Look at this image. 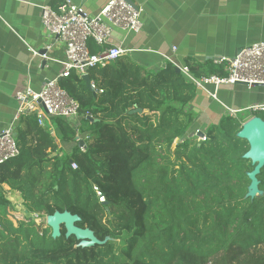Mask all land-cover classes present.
I'll return each mask as SVG.
<instances>
[{
  "label": "trees",
  "instance_id": "obj_1",
  "mask_svg": "<svg viewBox=\"0 0 264 264\" xmlns=\"http://www.w3.org/2000/svg\"><path fill=\"white\" fill-rule=\"evenodd\" d=\"M88 48L100 50L92 39ZM184 65L196 76L226 73L211 60ZM88 75L95 93L74 71L59 79L79 103L77 121L51 116L41 126L34 113L19 120V154L0 163V208L14 207L3 185L26 202L16 225L0 217V264H264V166L262 194L245 197L253 165L236 136L244 118L226 113L197 141L188 137L197 88L173 64L146 73L123 56ZM78 132L87 136L84 150ZM55 210L78 214V226L111 239L76 247L64 227L52 238L26 223Z\"/></svg>",
  "mask_w": 264,
  "mask_h": 264
},
{
  "label": "crops",
  "instance_id": "obj_2",
  "mask_svg": "<svg viewBox=\"0 0 264 264\" xmlns=\"http://www.w3.org/2000/svg\"><path fill=\"white\" fill-rule=\"evenodd\" d=\"M72 1L82 3L84 11L95 16L108 0ZM132 1L143 8L141 30L126 33L114 28L109 44L128 49L125 57L146 73L166 67L168 61L163 55L180 65L186 58L203 63L216 56H234L241 47L264 41V0ZM60 2L0 0V130L15 113L16 92L27 85L38 90L45 80L62 70L64 44L48 34L41 22L40 8L47 4L56 9ZM261 101L264 86L223 85L217 99L197 89L191 102L198 110L194 130L217 123L227 113L226 107L238 109Z\"/></svg>",
  "mask_w": 264,
  "mask_h": 264
},
{
  "label": "built area",
  "instance_id": "obj_3",
  "mask_svg": "<svg viewBox=\"0 0 264 264\" xmlns=\"http://www.w3.org/2000/svg\"><path fill=\"white\" fill-rule=\"evenodd\" d=\"M40 8L41 22L48 34L64 44L65 60L62 62L60 74L45 80L40 89L33 90L27 85L15 93L14 98L17 102L15 113L11 121L0 130V163L19 154L15 131L23 114L34 113L41 126L51 116L78 120L79 103L59 86V79L69 76L72 71L82 76L88 73L89 68L103 67L125 56L129 52L128 49L120 44H109L112 30L117 28L126 33H137L142 28L140 18L142 6L134 7L126 0H108L95 16H89L84 11L82 3H75L72 0H61L56 9L47 4ZM89 39L100 46L99 51L95 53L89 51ZM32 53L37 54L34 50ZM163 57L168 63L178 67L180 73L197 89L203 90L213 99H217L218 89L223 85H234L241 82L250 88L254 84H264V41L245 45L231 57L212 58V64L222 66L226 72L225 75L196 76L188 66L177 64L168 55H163ZM91 83L94 86L92 81ZM226 111L234 117L246 112L241 121L242 124L256 113L264 112V101L251 103L238 109L226 107ZM198 131L196 130L197 133ZM86 138L87 136L82 138L77 133L76 141ZM202 140H205V136ZM81 149L84 150L82 146ZM71 165L73 168L76 167L75 163Z\"/></svg>",
  "mask_w": 264,
  "mask_h": 264
},
{
  "label": "water",
  "instance_id": "obj_4",
  "mask_svg": "<svg viewBox=\"0 0 264 264\" xmlns=\"http://www.w3.org/2000/svg\"><path fill=\"white\" fill-rule=\"evenodd\" d=\"M129 4L136 7V4L132 0H126ZM175 72L180 73L178 67H175ZM82 79L85 81L87 89L95 93L97 89L92 85L91 79L87 74L82 75ZM246 85L245 83H236ZM254 86H264V84H254ZM195 112H198L196 108H193ZM141 108H136L130 112H141ZM193 136V132L188 137ZM198 136L203 137L204 132L198 131ZM236 136L244 139L248 144V149L242 155L243 158L250 160L253 168L246 173L249 184L245 197L254 198L255 196L261 195L262 191L259 189L258 174L261 168L264 166V118L260 115H254L249 119L245 120L240 129L237 131ZM79 146H82L83 140H79ZM107 214L110 211L107 210ZM78 214H73L68 210H55L52 214L46 215V225L50 228L51 237L57 238L61 235L62 227L65 228V237L73 235L76 240V247H91L93 245H102L106 241L110 240L111 237L106 236L103 240H100L94 234V231L89 227H80L76 223L80 221Z\"/></svg>",
  "mask_w": 264,
  "mask_h": 264
},
{
  "label": "rangeland",
  "instance_id": "obj_5",
  "mask_svg": "<svg viewBox=\"0 0 264 264\" xmlns=\"http://www.w3.org/2000/svg\"><path fill=\"white\" fill-rule=\"evenodd\" d=\"M245 114H246V112H243V114H240V116L242 118H244ZM78 133L80 134V132H78ZM193 136L197 137V141H201L203 138V137L198 136V133L196 132V130L193 132ZM176 142H177V140L175 141V143ZM175 143L173 144V146L175 145ZM71 146H72V144H70V145L65 144L63 146L64 149H63V147H62V149L65 151H68V150H70ZM173 146H172V148H173ZM4 190H6V194H7L8 198L10 199V201L13 203L14 207H8L6 212L4 211L3 208H0V217L1 216H8L12 220L13 224L16 225L17 222H16V219L14 218V216L15 215L19 216L20 209L22 210L25 207L26 201L24 200V198L21 197L19 191L15 190V189H9V188H4ZM45 219H46V214L44 213V211L35 212L31 215H28V220L26 221V223H30L31 225L36 227L37 230H43V229L50 230L46 225ZM0 227H1V225H0Z\"/></svg>",
  "mask_w": 264,
  "mask_h": 264
}]
</instances>
